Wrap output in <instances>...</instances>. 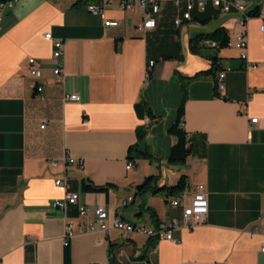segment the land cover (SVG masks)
Segmentation results:
<instances>
[{"label": "crops", "instance_id": "crops-1", "mask_svg": "<svg viewBox=\"0 0 264 264\" xmlns=\"http://www.w3.org/2000/svg\"><path fill=\"white\" fill-rule=\"evenodd\" d=\"M89 1L20 0L0 34V264H64L67 220L84 225L92 219L79 215L80 206L112 208L124 221L148 227L181 220V208L170 205L174 196L136 193L149 176L158 186L176 184H164L168 173L172 180L186 176L189 191L205 185L203 224L176 231L179 243H154L142 235L124 239L114 229L77 233L68 244L69 264H264L262 21L248 20L242 59L233 37L224 48H206L203 41L199 53L190 50L198 36L218 28L236 31V13L208 5L176 28L179 11L163 2L156 27L141 32L135 29L141 10H120L112 2L104 14H95L86 8ZM240 1L249 16L264 10V0ZM105 18L119 23L105 27ZM46 32L64 41L59 83ZM208 55L217 58V70L197 76L213 66ZM28 58L40 67L41 94L30 86ZM219 72L225 75L221 93L215 88ZM64 94H77L79 101H65ZM182 100L181 127L190 135V152L184 164L171 165L168 154L176 139L167 129ZM141 102L149 114L136 111ZM139 128L146 133L136 148L149 157L130 161L128 149L137 144ZM66 155L75 162L64 164ZM58 178L78 192V203L65 215L52 206L63 196L54 184ZM82 181L112 185L105 192H83ZM255 226L259 233L249 235Z\"/></svg>", "mask_w": 264, "mask_h": 264}, {"label": "built area", "instance_id": "built-area-1", "mask_svg": "<svg viewBox=\"0 0 264 264\" xmlns=\"http://www.w3.org/2000/svg\"><path fill=\"white\" fill-rule=\"evenodd\" d=\"M20 0H2L0 1V34L3 31L4 23L13 9L19 3ZM116 2L118 9L124 11H134L136 9L141 10L142 20L135 27L136 30L141 32L151 31L156 27V16L161 10V4L163 2H170L179 13L173 18V25L178 28L185 22L192 20V13L194 11L203 12L208 5L218 9L223 14L236 13L239 15L237 21V32L234 34L233 46L241 51V58L246 59L247 50V22L250 18L256 17L262 21L260 25V31L264 34V10L262 13H256L254 16H246L245 6L240 0H90L86 4V8L89 12L95 14H104L107 6ZM119 23L116 19H103L105 27L117 26ZM46 40L52 41V72L57 83L62 81L65 69V50L63 40H54L51 33H44ZM205 46L214 48L216 43L214 41H205ZM228 45H232L231 42ZM28 69L31 75L30 86L37 94L43 92V86L36 80L41 76V70L38 62L34 58H28ZM149 67L153 65L152 61L148 63ZM224 72L217 74L215 83L216 90L221 93L224 89ZM148 75L146 74L145 79ZM63 100L70 102H78L79 96L77 94H64ZM251 123H255L257 118H251ZM44 123V122H43ZM190 135H187V139ZM64 164H72L75 162L73 158L66 155L63 158ZM49 163L52 166L57 165V161L50 160ZM132 163L128 162L126 169H130ZM54 184L63 192L61 198L55 199L52 202L54 208L59 209L64 215L67 212V208L71 205L78 203V192H73L69 189V185L64 178H58L54 180ZM132 198H128L122 201V205H127ZM170 205L179 207L182 209V219H174L170 222H161L154 227H146L141 224H133L121 219L116 215L114 209L104 208L102 206H94L89 208L87 206L79 207V215L86 216L91 215L92 219L86 224H75L72 220H67L65 224L63 244L68 246L70 239L77 233L83 232H102L108 234L110 229L117 230L122 238L127 239L131 235H142L148 239L157 243L162 240H167L173 243H179L180 238L175 236L176 231L182 229H192L195 226L201 225L205 221V216L208 212V201L206 187L204 184H196L191 191L185 189L179 195L171 199ZM264 227V218L262 220ZM249 235L253 236L258 234V228L255 226L250 231ZM261 252L264 253V246L261 248Z\"/></svg>", "mask_w": 264, "mask_h": 264}, {"label": "trees", "instance_id": "trees-1", "mask_svg": "<svg viewBox=\"0 0 264 264\" xmlns=\"http://www.w3.org/2000/svg\"><path fill=\"white\" fill-rule=\"evenodd\" d=\"M2 1V0H0ZM257 12H251L250 16H254ZM193 19V18H192ZM196 19V18H195ZM199 19V18H198ZM208 18L201 20L202 22H205ZM237 32L236 31H229L224 28H218L215 31L203 35V36H198L194 38L190 44V50L194 53H199V46L198 44L206 41V40H211L216 43L215 49H220L228 46V43L230 42V38L234 36V34ZM205 47L204 45H202ZM210 48V47H206ZM208 57L212 60V67L211 69L207 71H203L200 74H213L215 70H217V67L215 66L216 63V57L208 55ZM169 58V57H166ZM150 69V68H149ZM216 83V80H215ZM183 100L181 104L179 105L177 109V117L175 122L167 129V133H169L171 136H173L176 139L175 144L170 148L169 154H168V163L171 165H179V164H184L186 161L187 156L189 155L190 152V138L187 139V135L182 127V119H183ZM136 111L139 113V115L142 113L144 109H146V112L149 114V109L147 108L146 104L141 102L135 105ZM145 130L139 128L136 131L137 134V144L135 147H130L128 149V159L130 161L134 160L135 158H148L149 154H147L145 151L139 150L136 148L138 146V143L142 141L145 137ZM132 150L137 152L135 156H132ZM156 178L154 176H149L144 179V181L136 186V193L137 194H142L145 192L150 191L153 195L156 194H162L165 198L171 197V196H177L180 194L183 190L187 188V182H186V176L181 175L176 182V184L171 185V186H158L154 183ZM112 184H106L104 186H96L93 184L86 183L85 181H82L81 183V190L83 192H105L107 191L108 187L111 186ZM150 209V208H149ZM150 215L152 218L156 219L157 215L153 209H150ZM160 222H158L156 225H158ZM151 240V239H149ZM153 241V240H152ZM154 242V241H153ZM64 264H69V251H68V246H65L64 250Z\"/></svg>", "mask_w": 264, "mask_h": 264}, {"label": "rangeland", "instance_id": "rangeland-1", "mask_svg": "<svg viewBox=\"0 0 264 264\" xmlns=\"http://www.w3.org/2000/svg\"><path fill=\"white\" fill-rule=\"evenodd\" d=\"M175 171H176V168H173ZM172 169V170H173ZM174 171V172H175ZM159 172L157 171V174H158ZM165 173H166V171H165ZM180 177V176H179ZM172 178H173V173H168V175L164 178V184H169L170 185V183H172L173 181H175V182H177L178 180V177L175 179V180H172Z\"/></svg>", "mask_w": 264, "mask_h": 264}, {"label": "bare ground", "instance_id": "bare-ground-1", "mask_svg": "<svg viewBox=\"0 0 264 264\" xmlns=\"http://www.w3.org/2000/svg\"><path fill=\"white\" fill-rule=\"evenodd\" d=\"M258 13H262V10L259 11ZM246 16H249V14H248V15L246 14ZM208 41H209V40H208ZM210 41H211V40H210ZM204 46H205V44H204ZM228 46H230V45H228ZM205 47H207V46H205ZM150 61H151V60H150ZM152 62H153V61H152ZM148 63H149V62H148ZM148 67H149V65H148ZM149 68H150V67H149ZM147 75H148V73H147ZM147 78H148V77H147ZM130 163H131V162H130ZM186 189H187V188H186ZM182 192H183V191H182ZM206 193H207V192H206ZM178 195H179V194H178ZM174 197H175V196H174ZM174 197H173V198H174ZM129 198H132V197H129ZM127 199H128V198H127ZM131 201H132V199H131ZM131 201H130V202H131ZM170 201H171V200H170ZM207 201H208V200H207ZM130 202H129V203H130ZM129 203H128V204H129ZM71 206H72V205H71ZM125 206H126V205H125ZM181 210H182V209H181ZM160 223H161V222H160ZM141 225H142V224H141ZM144 226H145V225H144ZM146 227H148V226H146ZM153 227H154V226H153Z\"/></svg>", "mask_w": 264, "mask_h": 264}]
</instances>
